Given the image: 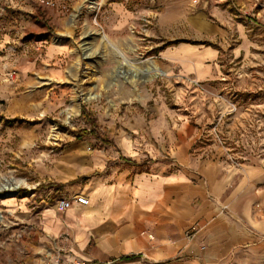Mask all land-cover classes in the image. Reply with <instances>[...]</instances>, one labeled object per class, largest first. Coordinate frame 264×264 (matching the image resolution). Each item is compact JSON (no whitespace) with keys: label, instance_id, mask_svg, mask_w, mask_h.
<instances>
[{"label":"rangeland","instance_id":"1","mask_svg":"<svg viewBox=\"0 0 264 264\" xmlns=\"http://www.w3.org/2000/svg\"><path fill=\"white\" fill-rule=\"evenodd\" d=\"M213 48L215 72L168 55ZM150 64L166 74L138 71ZM182 146L234 168L264 159V0H0V179L27 182L0 190V264H43L16 208L39 213L51 178L94 153L179 168Z\"/></svg>","mask_w":264,"mask_h":264},{"label":"crops","instance_id":"2","mask_svg":"<svg viewBox=\"0 0 264 264\" xmlns=\"http://www.w3.org/2000/svg\"><path fill=\"white\" fill-rule=\"evenodd\" d=\"M168 55L186 73L218 67L215 48ZM176 154L179 168L158 161L139 169L94 153L85 167L51 178L36 190L39 213L16 208L38 226L34 251L63 247L69 259L130 264H264V159L234 168L194 159L184 146Z\"/></svg>","mask_w":264,"mask_h":264},{"label":"built area","instance_id":"3","mask_svg":"<svg viewBox=\"0 0 264 264\" xmlns=\"http://www.w3.org/2000/svg\"><path fill=\"white\" fill-rule=\"evenodd\" d=\"M59 207L67 209L71 206V200L67 198H60L58 200ZM43 264H130L129 262L121 258H108L105 260L95 259H69L66 256L65 249L63 247L56 248V250L50 251L44 257Z\"/></svg>","mask_w":264,"mask_h":264},{"label":"bare ground","instance_id":"4","mask_svg":"<svg viewBox=\"0 0 264 264\" xmlns=\"http://www.w3.org/2000/svg\"><path fill=\"white\" fill-rule=\"evenodd\" d=\"M118 51L120 52L121 55H123V53L120 50ZM138 69H139L138 70L139 72L147 74L149 78H154L159 75L166 74L165 70H163L160 66L156 64H150L146 68H138ZM94 97H95V94H92V93L87 96L88 99H92ZM23 184H27L24 178L16 179L14 177L4 176L2 179H0V190L2 189L14 190V189L21 187V185ZM0 220H1V213H0Z\"/></svg>","mask_w":264,"mask_h":264}]
</instances>
